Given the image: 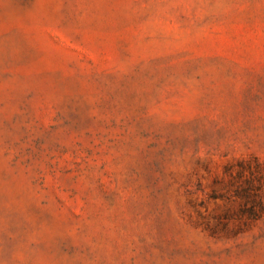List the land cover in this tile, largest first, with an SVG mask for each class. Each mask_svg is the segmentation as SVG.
<instances>
[{"label": "rangeland", "instance_id": "374dc122", "mask_svg": "<svg viewBox=\"0 0 264 264\" xmlns=\"http://www.w3.org/2000/svg\"><path fill=\"white\" fill-rule=\"evenodd\" d=\"M0 264H264V0H0Z\"/></svg>", "mask_w": 264, "mask_h": 264}]
</instances>
